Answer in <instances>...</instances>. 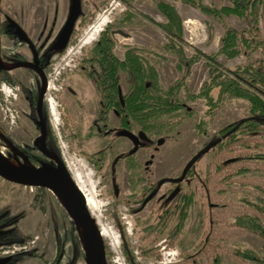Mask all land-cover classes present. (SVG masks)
<instances>
[{
    "label": "rangeland",
    "instance_id": "374dc122",
    "mask_svg": "<svg viewBox=\"0 0 264 264\" xmlns=\"http://www.w3.org/2000/svg\"><path fill=\"white\" fill-rule=\"evenodd\" d=\"M158 1L80 0L74 34L64 50H54L49 55L42 73L31 68L29 43L16 35L0 32L1 63H10L8 68L3 69V75L13 81V85H9L0 80V153L4 156L3 161L23 170L38 167L27 152L34 150L31 146L39 133L34 123L35 111L31 99L36 90H41L46 79L50 84L53 81L48 89L45 88V96L57 105L63 122L59 134L64 146L57 142L53 126L50 125L57 142L56 149L66 170L65 174L63 170L61 172L72 181L78 174L84 188L92 190L96 204L93 218L107 234L102 237L106 250L110 252L109 264H130L124 256L122 241L128 250L133 251L134 264H171L178 261L185 250L194 248L202 232L200 225L205 214V195L191 201L180 236L173 247H164L167 242L163 241L165 234L159 231V225L155 226V214L162 204L157 203L156 199L141 202L133 200V197L138 198L147 180L159 182L166 177L181 176L185 164L200 150L202 157L198 156L192 162L193 178L186 185L181 181V189L178 190L183 193L187 185L194 186L195 181H202L201 177L209 166L211 175L207 195L212 206L207 216L212 220L214 242L219 245L220 264H264L263 239L247 229L229 225L240 214H254L249 202L257 203L264 199V162L255 163V159H249L242 163L236 160L232 167H224L218 173L216 154L214 151L208 152L209 145L222 126L249 115V102L244 98L225 96L220 106L208 113L204 98H190L189 95L198 92L208 75L207 63L203 58L193 63L183 87L177 91L176 97L182 106L149 120L151 128L147 130L148 137L154 141L161 140L157 151L153 152L151 147L141 148V156L134 155L130 160L119 161L113 178L109 176L105 165L95 168L87 160V154L99 149L106 154L107 149L116 148L118 151L120 146L121 152H124L131 146L126 138H115L111 142L110 137L95 134V128L90 127L91 119L99 111L97 89L86 76L92 64L88 65L84 61V58L94 54L91 46L98 37L97 33L94 39L85 41L91 34L90 27L94 28L101 20L106 22L102 29L108 24L112 26L114 53L119 58L123 57L127 46L141 48L143 62L154 67L157 81L166 89L178 79L181 72L176 68L177 57L167 49V35L157 25V22L166 20L156 8ZM164 1L173 4L181 16L185 55L190 56L198 51L204 54L217 52L218 40L223 33L222 22L179 0ZM202 2L212 6L229 3L228 0ZM71 3L72 0H0V24L7 19L18 22L30 42L43 52L53 45L59 30L66 23ZM259 16L258 28L264 33V10ZM225 21L235 29L245 24L235 15H229ZM17 54L21 55L24 63L11 67ZM254 58L264 59V53L257 50L249 58L240 54L230 59L220 54L216 60L220 68L227 69ZM124 81L125 75L122 73L120 82L123 92L127 89ZM63 115L67 117V127H64ZM54 121L52 118L51 122L56 123ZM257 137L264 140L263 136ZM110 142L112 148H109ZM148 153L154 155L151 164L144 163V160L149 159ZM247 153V156H253L256 151ZM145 166L149 168L145 170ZM240 166H246L247 171L236 173L235 170ZM173 188L174 185L163 182L157 195L167 196ZM70 206L47 189L40 191L38 187L15 184L0 178V233L11 231V240L8 238L5 243L0 241V246L11 242L24 245L13 257L17 264H50L53 261L56 264H85L77 254L76 237L80 236L81 225ZM261 218L264 220L263 216ZM6 245L4 248H7ZM155 246H158L159 260L138 253L141 248ZM236 252L256 254L261 262L237 256ZM0 255H3L2 252ZM196 258V264H211L204 253H198Z\"/></svg>",
    "mask_w": 264,
    "mask_h": 264
},
{
    "label": "trees",
    "instance_id": "16d2710c",
    "mask_svg": "<svg viewBox=\"0 0 264 264\" xmlns=\"http://www.w3.org/2000/svg\"><path fill=\"white\" fill-rule=\"evenodd\" d=\"M179 1L193 6L214 18L216 17L222 22L223 33L218 40L217 52L204 54V52L198 51L190 56L185 55L182 43L183 22L181 16L173 4L164 0L158 1L156 8L164 15L166 20L165 22H157V25L167 35V49L177 57L176 68L181 72V75L172 85L163 89L157 81V71L152 65L145 64L140 57V53L143 51L141 48L127 46L123 52V57L119 58L115 55V40L111 34L113 30L112 26L108 24L98 33L97 39L92 43L91 47L94 54L89 58H84L88 65L92 64L91 69L86 71V76L92 80L98 96H100L99 115L114 110L121 120V127L130 128L129 124L139 122L144 132L147 133V130L151 128V125H149L150 119L171 113L182 106L177 100V91L183 87L184 79L189 74L193 63L203 58L207 63L208 75L198 92L189 95L190 98H204L208 113L213 112L220 106L225 96L244 98L249 102V115L222 126L216 132L213 142L208 147V152L214 151L216 154V171L220 173L224 167H232V163L236 160L242 161V163L249 159H255V163L264 162V140L257 137H264V59L254 58V60L252 59L244 64H236L234 67L227 69L220 68L216 60V57L220 54L230 59L240 54L249 58L252 52L257 50L264 53V33H261L258 28L259 15L264 10V0H228L227 5L221 4L219 6L206 5L202 2L203 0ZM229 15L241 18L245 24L235 29L229 22L225 21ZM0 26L2 29L3 27L12 29L13 33L11 34H16L8 19ZM66 45L67 43L58 48L52 45L43 52H40V49L36 47L37 67L44 69L49 55L54 50H64ZM20 60L21 58L17 55L15 61ZM3 72L4 70L0 72V80L13 85V81L3 75ZM122 73L125 75L124 82L127 83L125 92L121 89ZM62 119V121L67 122L66 115H63ZM127 119L129 123L126 122ZM253 150L256 151V154L253 156L246 155L249 154L248 151ZM242 153H245V155ZM199 157H202V155L200 154ZM62 165L64 166L63 162ZM247 169L246 166H240L235 172L243 173ZM209 172L210 167L208 166L203 176H200L202 181H195L194 186L187 185L188 188L183 193H180V190L174 195L170 196L169 194L168 200L161 203V209L155 214V226H160L159 231L165 234L163 241L167 240L164 247H173L180 236L181 226L191 201H194L197 196L205 195L203 202L205 206L203 213L205 214L200 225L201 235L198 237L199 239L193 249L185 250L180 254L179 260L171 264H196L198 253H204L211 264H220L221 254L217 249L219 245L214 242L211 232L212 220L207 216V212L212 206L207 195L211 175ZM193 176L194 168L190 164L182 182L186 185ZM182 182H178L179 189H181ZM44 189L38 187L40 191ZM199 191L201 192L200 195H198ZM124 202L128 203L127 201ZM249 204L255 211L254 214H240L229 225L247 229L248 232L255 234L264 241V220L261 218V216L264 217V199L257 203L249 202ZM9 232L1 234L0 241L5 243L8 238L11 240ZM123 232L121 230V234ZM76 238L77 254L85 261L82 240L79 235ZM122 246L127 262L134 264L135 255L132 253L133 251L126 248L124 241H122ZM105 247L107 248L106 244ZM109 253L106 250L107 260H109ZM138 253L154 260L160 259L158 246L141 248ZM248 253L240 254V252H236V255L261 262L258 255ZM16 255L0 257V264H17L13 261V257H16ZM50 264H56V262L53 261Z\"/></svg>",
    "mask_w": 264,
    "mask_h": 264
},
{
    "label": "flooded vegetation",
    "instance_id": "af4514ba",
    "mask_svg": "<svg viewBox=\"0 0 264 264\" xmlns=\"http://www.w3.org/2000/svg\"><path fill=\"white\" fill-rule=\"evenodd\" d=\"M71 8H72V3H71ZM70 13H71V11L69 12L65 22H67ZM8 20L10 21L11 26L14 27V31L16 32V34H11V33H13L12 29H8L7 27H3V29H2L1 26H0V32L7 33L9 35H16L18 38L19 34L16 30L15 24L17 26H19L22 30H23V28L18 24V22L12 20L13 22H15V24H13L11 19H8ZM74 24L72 25L70 34L68 35L69 37L67 39V42L69 41L71 35L74 34ZM0 25H2V23ZM64 25L65 24H63V26L59 30L55 40L53 41V47H57V45H58L57 40L59 38V35H61V32L63 31ZM23 31L25 32V30H23ZM25 34L27 35L26 32H25ZM29 47H30V43H29ZM35 48L36 47L34 46V49ZM30 50H31V61H30L31 62V68L34 67L33 69L36 72H38V71L41 73L44 72V69H39L37 67V64H34V62H33L34 57H33V52H32L31 47H30ZM36 53H37V51H36ZM17 55L19 56V58H21V55H19V54H17ZM21 60L20 61H14L13 65L11 67H17V66H20V64H23L24 61L23 60L21 61ZM64 63L67 64L68 62L64 61ZM49 82L50 81H48L46 79L45 83L43 82L41 90H36V93L33 94V99H31L32 107L35 111V122L34 123H35V126L38 128L39 133H38V136H36L34 138L32 146H31L34 148V150L33 151L27 150V152L31 156V159H34L37 162V164H38L37 168L42 167L44 164H50L52 166L59 167V164L61 162H63L61 157L59 156L57 149H56L57 142H60L62 146L65 145L61 141V135L59 134L61 128H63L62 127L63 122L61 123L60 115L58 117L60 119V121L58 122L59 126L54 125V123L51 122L52 121V114H51V110H49V108H50L49 101H48L49 98H47V96H45V88H47V89L49 88V85H48ZM31 96H32V94H31ZM38 97H40V99ZM100 104H101V102H100V96H99L97 108L100 106ZM54 108L58 111V107L56 104H54ZM98 110H99V108H98ZM38 111H39L40 116L43 120L42 124L39 122ZM66 119H67V117H66ZM91 120H92V122L90 124V127L95 128V134H102V135L108 136L111 138V142H113L112 139H115V138H122V139L126 138L128 143L131 144V146L128 147L127 150L124 152H121L122 150H120V146H118V149L120 151L119 150L117 151L116 148L113 150L107 149L106 150L107 153L105 154L102 149H99V151H96L92 154H87L88 155L87 160L92 163L93 167L101 168L103 165H105L106 166L105 169H107L109 176L112 178L115 175V171H116L115 167L117 166L119 161L130 160V159H132V157H134V155H136L137 157L141 156V155H139V151L141 148L151 147L153 152L158 150V145L160 143V142H158L159 139L155 140V141L153 139H150L148 137L147 133L144 132L143 127L139 122H137V123L132 122L131 124H129L130 128L121 127L120 126L121 120L116 115L114 110H109L106 113H104V115H99V111H98L97 116L93 117V119H91ZM109 121H110V123H109ZM126 122L129 123V120L127 119ZM50 125L53 126V130L55 132L54 134L56 135L57 142H56L55 136H53L54 134H52L53 132L50 129ZM64 127H67V122H64ZM123 130L130 131V132L134 133L135 135H137L138 141H135L136 143H133L134 141L131 138H129L128 135H122L120 132H122ZM140 132H143L145 134L146 138L141 137L139 135ZM111 142H110V144H111ZM134 146H137V147L134 149ZM109 148H112V144L109 146ZM35 149H37V150H35ZM148 155H149V159L144 160L145 164H147V163L151 164L152 163V157L154 155H153V153H148ZM145 167H146L145 170H147V168H149L148 166H145ZM60 168H61V165H60ZM166 178H170V177H166ZM182 180H183V178L180 180V182ZM163 182H169L170 184L174 185V188L169 191L167 196L161 197V195H157V193H158V190H159V188ZM163 182H160V180H159V182L147 180L145 186L142 187V190H140V193L138 194V198L133 197V200L137 199V200H140L141 202H148V201L150 202V200L156 199L158 201L157 203H159V204L166 202L168 200L169 194L171 196V195L176 194L179 191L178 190L179 189V185H178L179 181L174 182L171 180H165ZM4 232H9V231L8 230L2 231L0 233V238H1V234H3ZM15 243L16 242H11V243H7V244L11 245V244H15ZM0 245H2V244H0ZM16 254H18V252L11 254V256H14Z\"/></svg>",
    "mask_w": 264,
    "mask_h": 264
},
{
    "label": "water",
    "instance_id": "95a60500",
    "mask_svg": "<svg viewBox=\"0 0 264 264\" xmlns=\"http://www.w3.org/2000/svg\"><path fill=\"white\" fill-rule=\"evenodd\" d=\"M80 10V0H72V8L71 13L67 22L64 25L63 31L57 40V48L62 47L67 43L68 35L70 34L72 25L79 15ZM12 21V20H11ZM13 24L15 22L12 21ZM16 30L19 34L20 39L30 43V47L33 52L34 64H37V53L34 49L33 44L30 42V39L26 37L25 32L15 24ZM2 58L0 56V72L5 69L4 65L1 63ZM40 99V97H38ZM39 115V122L42 124L43 120ZM122 135H128L134 142L138 141L137 135L130 131L123 130L120 132ZM139 135L143 138H146L143 132H140ZM159 140L158 142H160ZM161 143V142H160ZM137 146H134V149ZM202 150L198 151L195 156L185 164L181 176L175 178H165L160 180L163 182L165 180H171L174 182H178L184 177L190 164L198 157L202 152ZM64 164V163H63ZM61 165V168H60ZM66 171L64 170V166L62 162L59 164V167L52 166L50 164H44L42 167L35 169H27L23 170L17 168L7 162L3 161L0 157V177L15 184H20L24 186H32V187H43L47 190L51 191L54 195L60 197L66 204L71 205L74 213L76 215V219L79 220L81 229H80V239L82 240L83 251L85 255V264H109L106 258V248L105 242L100 227L95 218H93L89 207L87 206L86 198L82 191L80 190L78 184L75 181H72L68 177H66Z\"/></svg>",
    "mask_w": 264,
    "mask_h": 264
},
{
    "label": "bare ground",
    "instance_id": "6f19581e",
    "mask_svg": "<svg viewBox=\"0 0 264 264\" xmlns=\"http://www.w3.org/2000/svg\"><path fill=\"white\" fill-rule=\"evenodd\" d=\"M105 20H101L99 21L98 24H96L91 28V34H89L88 38L85 41H90L89 38L94 39L96 34L99 33L102 30L103 25L105 24ZM4 65V64H3ZM10 66V63L6 65H4L5 68H8ZM0 157L2 158V160L4 159L3 154L0 153ZM81 180L79 179V175L75 174V182L78 184L80 190L82 191V194H84L85 198H86V202H87V206L89 207V210L91 211L92 216H95V210H96V204H95V200L93 197V194H91V191H88L87 189L84 188V186L82 185V183L80 182ZM101 231L102 236L106 237L107 234L104 230H101V228L99 229Z\"/></svg>",
    "mask_w": 264,
    "mask_h": 264
},
{
    "label": "built area",
    "instance_id": "2783aa9c",
    "mask_svg": "<svg viewBox=\"0 0 264 264\" xmlns=\"http://www.w3.org/2000/svg\"><path fill=\"white\" fill-rule=\"evenodd\" d=\"M69 53V52H68ZM69 56V55H68ZM65 58V57H64ZM66 61V60H65ZM58 71V70H57ZM54 82L51 81V84L49 82V87L50 85H52ZM49 101V110H51V114H52V118L55 120L54 122V125H57L58 121L57 119H59V113L58 111L54 108V104L50 101V98L48 99ZM56 115V116H55ZM7 248H4V246H0V252H2V256L0 255V257H3V256H11V254L13 253H16L17 251L21 250V248H24V245L21 246V245H16V244H11V245H6Z\"/></svg>",
    "mask_w": 264,
    "mask_h": 264
}]
</instances>
